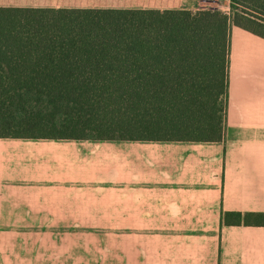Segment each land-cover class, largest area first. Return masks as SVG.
<instances>
[{
	"label": "crops",
	"instance_id": "crops-1",
	"mask_svg": "<svg viewBox=\"0 0 264 264\" xmlns=\"http://www.w3.org/2000/svg\"><path fill=\"white\" fill-rule=\"evenodd\" d=\"M139 1L0 6L180 8ZM230 77L221 141L0 138V264H264V226L222 223L227 211L264 212V85L232 93ZM67 220L90 229L57 232ZM7 230L73 250L4 248Z\"/></svg>",
	"mask_w": 264,
	"mask_h": 264
},
{
	"label": "trees",
	"instance_id": "trees-1",
	"mask_svg": "<svg viewBox=\"0 0 264 264\" xmlns=\"http://www.w3.org/2000/svg\"><path fill=\"white\" fill-rule=\"evenodd\" d=\"M189 8L0 6V138L221 141L231 28L264 0ZM226 225L264 226L227 211Z\"/></svg>",
	"mask_w": 264,
	"mask_h": 264
},
{
	"label": "rangeland",
	"instance_id": "rangeland-1",
	"mask_svg": "<svg viewBox=\"0 0 264 264\" xmlns=\"http://www.w3.org/2000/svg\"><path fill=\"white\" fill-rule=\"evenodd\" d=\"M149 3L148 6L151 5H159V6H176L180 8H192L196 9H219L226 12H231L230 1L229 0H140L138 5L143 6L145 3ZM152 2V4H151ZM236 71V72H235ZM233 73H236L235 75ZM233 74V77L232 75ZM230 87L231 90L237 91V94H242L241 86L244 87L243 90L253 89L256 90L254 87L257 84L264 85V39L259 38L247 31H244L240 28L232 26L231 28V52H230ZM250 87V88H249ZM230 101L229 95L224 97V109H225V116H226V108L228 102ZM70 223L74 224L70 226L67 224L66 227H57V232L62 234L78 232L82 233L84 231L89 230L81 226L80 220H67L63 221V223ZM20 229L25 230L28 228L23 226H18ZM40 229V228H39ZM158 229V228H155ZM14 230V229H13ZM11 230H7L4 233V248H13L18 249L22 253L26 250H32L34 248L38 251L48 252L45 253L47 257L59 256V254L66 253V251L73 250V247L70 245H66L65 242L62 240L56 239L53 243L56 248L51 247L48 243L44 244L43 242L35 241L32 242L31 237L26 239L25 236H22L24 239L18 238L17 236H13L11 233H8ZM48 231V230H46ZM160 231V230H159ZM47 238V237H43ZM52 245V246H53ZM81 246H79L80 248ZM18 254H13L14 257V264H32L30 259H26L24 261L22 259V255L20 258H16ZM18 255V256H19ZM26 255V254H25ZM49 262V260H48ZM34 264H42L40 261H35Z\"/></svg>",
	"mask_w": 264,
	"mask_h": 264
}]
</instances>
